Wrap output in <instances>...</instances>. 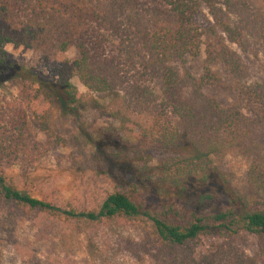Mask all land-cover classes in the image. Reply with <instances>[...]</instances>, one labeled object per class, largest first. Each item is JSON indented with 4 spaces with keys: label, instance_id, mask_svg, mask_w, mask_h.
<instances>
[{
    "label": "trees",
    "instance_id": "obj_1",
    "mask_svg": "<svg viewBox=\"0 0 264 264\" xmlns=\"http://www.w3.org/2000/svg\"><path fill=\"white\" fill-rule=\"evenodd\" d=\"M203 9L209 18L202 27L197 19ZM202 36L208 41L204 74L197 78L184 61L201 55ZM260 37L264 0H0V81L25 78L38 83L76 113L89 99L66 76L67 68H73L92 92L123 89L122 102L112 111L94 98L90 103L123 125L138 127L137 141H148L163 153L147 166L157 180L178 186L199 173L219 178L214 157L237 152L249 161L250 192L230 190L219 180L225 205L219 204L216 193L194 192L187 218L172 206L145 207L121 189L105 192L88 207L50 203L6 179V167L21 154L39 153L42 144L30 130L27 110L14 105L0 112V202L40 209L76 224L116 218L142 223L146 237L165 252L162 264H261L262 254L254 256L229 245L241 234L264 240V76H253L245 55L251 41ZM7 43L52 55L61 67L56 79L46 81L9 59ZM70 46L76 51L71 60L66 55ZM218 68L239 94L238 101L222 105L206 97L204 85L220 78ZM136 77L152 82L153 91L144 84L147 92L141 93L142 83L132 80ZM189 88L206 102L184 96L183 90ZM145 105L149 112L142 116L136 109ZM34 116L39 131L49 139L48 116ZM162 116L167 126L158 122ZM108 136L103 149L117 138L114 132ZM116 148L112 155L125 157ZM214 238L221 241H207Z\"/></svg>",
    "mask_w": 264,
    "mask_h": 264
},
{
    "label": "rangeland",
    "instance_id": "obj_2",
    "mask_svg": "<svg viewBox=\"0 0 264 264\" xmlns=\"http://www.w3.org/2000/svg\"><path fill=\"white\" fill-rule=\"evenodd\" d=\"M208 18L206 9H203L198 15V24L206 26ZM202 40L201 55L187 57L184 61V65L197 78L204 74V49L208 38L202 36ZM4 50L9 59L30 68L46 81L55 80L61 69L58 60L37 48L7 43ZM66 55L73 59L75 48L70 46ZM245 55L253 76L263 77L264 37L252 40ZM218 69L220 78L204 85L206 97H212L222 105L238 101L239 94L229 85L223 70ZM65 74L78 91L89 99L88 105L79 109L78 113L70 107L64 108L54 94L40 88L38 83L25 78L0 81V112L14 105L24 107L32 134L42 142L39 153L32 156L21 154L14 164L5 168L6 179L15 187L66 208L91 206L105 192L121 189L135 202L150 209L172 206L180 211L183 218H187L194 192L203 190L216 193L222 206L225 201L218 187L221 183L230 190L250 195L246 180L249 161L237 152L214 157L213 165L218 169L219 178L205 177L199 173L178 186L157 180L147 166L156 162L163 153L152 148L148 141H137L138 127L123 125L118 118L97 110L90 103V99L94 98L96 102L106 105V110L112 111L122 102L124 90L92 92L80 82L73 68H67ZM132 80L142 83L141 93L145 92L144 84L153 91L149 80L143 81L140 77ZM183 93L191 98L195 95L199 102L207 100L204 96L196 95L191 88L184 89ZM146 105L136 109L144 114L142 116H147L149 112ZM36 114L48 116L49 139L39 131ZM158 122L167 126L163 116ZM131 127H134L133 131H130ZM261 129L264 131V125ZM111 132L117 138L110 141V148L103 149ZM56 137L59 138L57 142ZM121 140L125 144L120 145ZM116 147L124 151L125 157L112 155L117 151ZM149 158H152L151 162ZM147 231L144 224L123 218L83 225L40 209L2 201L0 264H162L160 257L165 252L146 237ZM210 240L221 241L216 238L207 241ZM205 241L204 244L209 243ZM229 245L254 256H264V240L255 236L241 234L233 237ZM260 263L264 264V260Z\"/></svg>",
    "mask_w": 264,
    "mask_h": 264
}]
</instances>
